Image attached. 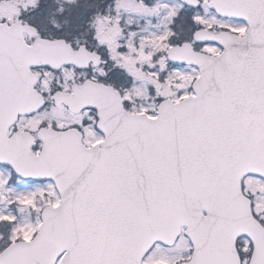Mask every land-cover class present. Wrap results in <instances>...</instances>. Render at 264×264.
<instances>
[{"label": "snow or ice", "instance_id": "snow-or-ice-1", "mask_svg": "<svg viewBox=\"0 0 264 264\" xmlns=\"http://www.w3.org/2000/svg\"><path fill=\"white\" fill-rule=\"evenodd\" d=\"M0 264H264V0H0Z\"/></svg>", "mask_w": 264, "mask_h": 264}]
</instances>
